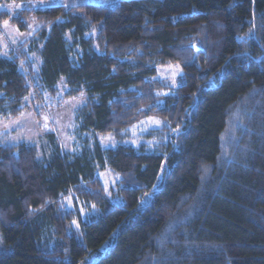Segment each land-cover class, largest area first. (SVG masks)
Returning <instances> with one entry per match:
<instances>
[{"label": "trees", "instance_id": "1", "mask_svg": "<svg viewBox=\"0 0 264 264\" xmlns=\"http://www.w3.org/2000/svg\"><path fill=\"white\" fill-rule=\"evenodd\" d=\"M8 19L44 24L0 52V117L64 79L65 96H87L82 134L129 135L150 114L169 126L153 145L95 141L49 160L0 133V264H264V0L1 10L0 33ZM173 62L177 87L152 79ZM106 169L120 177L111 195Z\"/></svg>", "mask_w": 264, "mask_h": 264}, {"label": "rangeland", "instance_id": "2", "mask_svg": "<svg viewBox=\"0 0 264 264\" xmlns=\"http://www.w3.org/2000/svg\"><path fill=\"white\" fill-rule=\"evenodd\" d=\"M118 1L22 0L16 2L12 0L0 2V11L8 10L17 13V11L23 8H44L59 4L71 6L77 2L114 5ZM6 21L7 23L4 21L2 24V32L0 33V52L4 55H7L18 43L30 39L37 29L44 24L40 19H30L28 20V28L21 30L10 19ZM182 77V64L173 62L160 65L157 75L152 79L160 80L168 87L175 88L181 83ZM63 82L64 79H61L59 91L56 95H46L41 99L35 98V88L32 87L27 98L29 108H26L16 117H0V133L5 142L34 144L38 147L40 156L49 160L57 154L56 152L59 151V148L62 153H74L81 151L83 145L92 146L95 141H98L103 148L116 147L120 144L139 146L146 143L153 145L156 142L155 139L147 137V134L152 130L163 129L169 126L167 119L160 115L150 114L142 116L134 122L129 127V135L116 136L113 133L95 134L93 132L82 134L78 131L76 114L78 109L86 102L87 96L85 93H80L76 96H65ZM161 101L162 99H160ZM156 121H159V123ZM99 175L104 181L107 192L111 195L112 187L119 180V175L109 169L99 171ZM146 200L144 199L143 201L145 202ZM4 249L5 246L0 233V251H4ZM93 259L94 256H90L86 263L92 262Z\"/></svg>", "mask_w": 264, "mask_h": 264}, {"label": "snow or ice", "instance_id": "3", "mask_svg": "<svg viewBox=\"0 0 264 264\" xmlns=\"http://www.w3.org/2000/svg\"><path fill=\"white\" fill-rule=\"evenodd\" d=\"M17 7H19V5H17ZM5 23H7V21H5ZM157 123H159V121H156Z\"/></svg>", "mask_w": 264, "mask_h": 264}]
</instances>
